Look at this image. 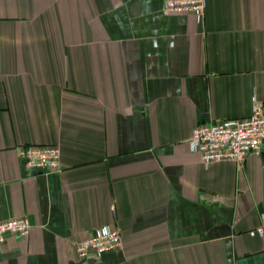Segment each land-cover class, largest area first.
<instances>
[{
  "label": "crops",
  "instance_id": "crops-1",
  "mask_svg": "<svg viewBox=\"0 0 264 264\" xmlns=\"http://www.w3.org/2000/svg\"><path fill=\"white\" fill-rule=\"evenodd\" d=\"M264 105V0H0V264H264V145L205 165L195 127ZM57 145L58 171L18 149ZM121 235L102 255L77 245Z\"/></svg>",
  "mask_w": 264,
  "mask_h": 264
},
{
  "label": "built area",
  "instance_id": "built-area-1",
  "mask_svg": "<svg viewBox=\"0 0 264 264\" xmlns=\"http://www.w3.org/2000/svg\"><path fill=\"white\" fill-rule=\"evenodd\" d=\"M207 0H165L171 13L192 14L199 19L205 14ZM192 151L198 153L207 166L216 161L241 163L249 154L259 155L264 145V105L255 104L253 112L245 118H231L201 124L195 127L188 141ZM18 154L30 168L58 171L61 167V149L57 145H29L20 147ZM32 229L28 218L21 217L0 222V248L7 234L27 237ZM264 236V227L257 230ZM121 243L117 229L103 227L77 245L79 256L85 258L93 250L97 255L116 248Z\"/></svg>",
  "mask_w": 264,
  "mask_h": 264
}]
</instances>
